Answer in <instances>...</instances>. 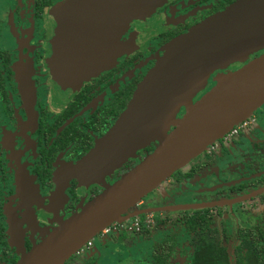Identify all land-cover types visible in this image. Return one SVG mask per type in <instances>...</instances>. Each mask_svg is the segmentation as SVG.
Segmentation results:
<instances>
[{
    "label": "flooded vegetation",
    "instance_id": "1",
    "mask_svg": "<svg viewBox=\"0 0 264 264\" xmlns=\"http://www.w3.org/2000/svg\"><path fill=\"white\" fill-rule=\"evenodd\" d=\"M66 1L0 0V264H17L155 149L158 141L137 150L99 183L81 185L66 172L85 162L111 132L168 43L241 0H159L152 13L132 20L117 39L123 48L120 55L77 81H67L56 63L57 12ZM111 51L113 47L107 56ZM263 53L264 49L228 67L205 71L194 103L219 78ZM187 109L182 107L177 120ZM243 122L237 134L225 135L180 172L194 185L186 190L197 193L195 202L184 205L208 207L185 209L191 213L180 210L175 217L166 213L169 210L149 212L143 221L136 216L115 223L97 236L112 239L103 255L90 252L91 244L65 264H110L115 254L133 248L140 264H188L207 243L217 261H247L246 235H254L250 241L257 245L264 229V192L243 200L264 188V104ZM144 205L142 199L132 212L181 204ZM199 214L207 222H198ZM188 218L198 224L195 230L188 228ZM136 220L138 228L133 225ZM120 233L133 238L119 242L115 237ZM113 247L122 250L108 256Z\"/></svg>",
    "mask_w": 264,
    "mask_h": 264
},
{
    "label": "water",
    "instance_id": "2",
    "mask_svg": "<svg viewBox=\"0 0 264 264\" xmlns=\"http://www.w3.org/2000/svg\"><path fill=\"white\" fill-rule=\"evenodd\" d=\"M158 4L159 0H67L57 12L56 63L61 75L77 81L98 73L123 51L116 41L130 22L147 17ZM263 49L264 0H241L168 43L111 132L85 162L69 166L66 172L81 185L99 183L137 150L154 141L158 145L17 264H65L115 223L149 212L208 207L192 204L132 212L143 198L264 104L263 53L219 78L176 119L182 104L201 86L205 71L244 61ZM171 125L175 128L168 132ZM263 192L264 188L243 200Z\"/></svg>",
    "mask_w": 264,
    "mask_h": 264
},
{
    "label": "rangeland",
    "instance_id": "3",
    "mask_svg": "<svg viewBox=\"0 0 264 264\" xmlns=\"http://www.w3.org/2000/svg\"><path fill=\"white\" fill-rule=\"evenodd\" d=\"M200 89H198L195 93L197 94L199 91L202 90V89L201 90ZM196 94H194V96L191 99H188L185 103H183L182 106L180 107V110L182 109V107H184V109L190 108L194 103V99H195ZM180 110H179V112H180ZM176 119H177V117H176ZM170 127H169V129H170ZM253 132L255 133V130H253ZM242 141H245V139H243ZM203 154H201L198 157H201ZM197 158L193 159L188 165H191L193 163V161H196ZM184 168H186V167H184ZM180 172H182V170L176 171L170 178H168L169 181L166 180L157 189H155L148 196L143 198L144 202H145L144 206L154 208V207L163 206L164 204H167V205H174V204L184 205V204H191L192 202H195L194 200L196 199L197 193L189 192L186 190L188 188H194V185H193V183H189L186 179L181 177ZM170 182H172V184H170ZM169 184L171 185L170 189H168L170 187ZM183 189H185L186 191L183 192L184 191ZM203 196L205 198H208L209 194L205 193V194H203ZM185 212L191 213V210H185ZM166 213L168 215H170L171 217L179 216L182 214V212L180 210H169ZM138 217L141 221L144 220V214H142ZM248 218H252V216H248ZM161 226L162 225L160 223V225H158V228ZM127 234H129V233H120L115 238H117V240L119 242H122L124 240H130L131 238H133V235H128L129 237H127L126 236ZM132 240H134V239H132ZM110 245H112L111 237L110 238L106 237L105 239L95 237L92 240V248H91L90 252H92L93 254H99L97 256H100L101 254L103 255L104 251ZM117 250L121 251L122 249H120L118 247H116V248L113 247V250L110 253H107V255L111 256L112 253L117 251ZM135 252H136V250L133 248V249H129V251H127V253L122 252L120 255L115 254L114 257H117V258L113 259L110 262V264H140V262L137 260L138 258L136 259V257H135V254H134ZM118 256H119V258H118Z\"/></svg>",
    "mask_w": 264,
    "mask_h": 264
},
{
    "label": "trees",
    "instance_id": "4",
    "mask_svg": "<svg viewBox=\"0 0 264 264\" xmlns=\"http://www.w3.org/2000/svg\"><path fill=\"white\" fill-rule=\"evenodd\" d=\"M198 211V210H196ZM199 220L203 222H207V219L205 218V215H200L199 214ZM188 228L195 230L198 227V224L193 220L192 218H188L186 222ZM261 235V243H258L255 245L254 242H251V238L255 239L254 235H246L245 239L247 241V249L248 252L246 253V259H248L245 262H240L238 264H264V229L260 231ZM205 244V242H204ZM206 250H203L199 253L197 257L194 258V260L188 262V264H229V263H223L220 261H217V259H213L210 251L208 250L209 244H206ZM219 260V259H218ZM163 264H168V263H163Z\"/></svg>",
    "mask_w": 264,
    "mask_h": 264
},
{
    "label": "built area",
    "instance_id": "5",
    "mask_svg": "<svg viewBox=\"0 0 264 264\" xmlns=\"http://www.w3.org/2000/svg\"><path fill=\"white\" fill-rule=\"evenodd\" d=\"M241 126H245V122H241L240 124H238L237 126H235L234 128H232V130L229 132V134H227V136L237 134L238 128L241 127ZM151 218H152V215L148 216V218L146 220V222H147L148 225L152 223ZM133 225H134L135 228H138L139 227L138 221L136 220ZM109 231H110V228L107 227L101 233L105 234V233H108ZM92 240H90L86 245H84L82 248H80L79 249V253L82 252L84 249H87L88 250L91 247Z\"/></svg>",
    "mask_w": 264,
    "mask_h": 264
}]
</instances>
